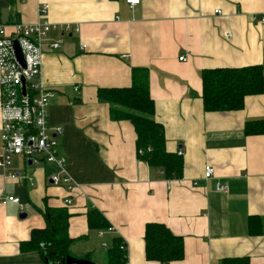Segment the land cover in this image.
Listing matches in <instances>:
<instances>
[{
  "label": "crops",
  "instance_id": "obj_1",
  "mask_svg": "<svg viewBox=\"0 0 264 264\" xmlns=\"http://www.w3.org/2000/svg\"><path fill=\"white\" fill-rule=\"evenodd\" d=\"M9 1V33L16 23L38 22L45 5L57 28L45 42L43 82L56 91L50 123L62 128L59 153L81 187L71 193L53 186V166L16 158L19 178L0 175V200L15 195L23 209L0 204V264H45L39 251L22 245L46 228L47 208L67 209L72 256L95 264H107L103 245L109 249L115 238L126 244L128 264L244 257L264 264V235L251 236L248 225L257 215L264 222V135L245 133L248 121L264 120V87L239 111L207 113L202 97L208 69L261 66L264 81V0ZM66 26L80 31L63 33ZM135 68L150 72L153 118L165 128L166 149L182 152L180 179L167 180L139 158L132 124L113 121L110 104L98 97L101 89L131 87ZM2 150L0 133V156ZM207 165L215 170L211 180L203 177ZM217 183L229 192H218ZM66 198L72 205L63 204ZM95 209L113 231L90 228L88 213ZM154 223L183 238L181 261L147 259L145 230Z\"/></svg>",
  "mask_w": 264,
  "mask_h": 264
},
{
  "label": "trees",
  "instance_id": "obj_2",
  "mask_svg": "<svg viewBox=\"0 0 264 264\" xmlns=\"http://www.w3.org/2000/svg\"><path fill=\"white\" fill-rule=\"evenodd\" d=\"M11 2L0 0V12ZM149 76V70L135 68L131 87L101 89L98 97L110 104L109 115L113 121L127 120L132 124L137 136L138 157L150 168L159 169L167 180L180 179L184 172V159L166 149L165 128L153 118L155 102L150 95ZM202 83L205 112L239 111L247 97L263 92V69L261 66L208 69L202 73ZM245 125L247 135H264V120L248 121ZM44 216L46 228L33 231L31 240L23 243L22 250L39 251L45 264H62V259L72 255L70 247L74 239L68 234L70 214L67 209L47 208ZM88 218L91 229L111 227L96 209L88 213ZM248 225L251 236L264 235V222L260 216L250 217ZM145 231L149 261L170 263L184 258L183 238L174 235L165 225L148 224ZM123 243L121 238L113 239L106 253L107 264L126 263L127 252L121 247ZM223 264H250V258H229Z\"/></svg>",
  "mask_w": 264,
  "mask_h": 264
},
{
  "label": "built area",
  "instance_id": "obj_3",
  "mask_svg": "<svg viewBox=\"0 0 264 264\" xmlns=\"http://www.w3.org/2000/svg\"><path fill=\"white\" fill-rule=\"evenodd\" d=\"M130 5L140 3V0H127ZM48 6L40 11V20L26 25L16 23L9 26L2 22L0 15V118H2L0 133L2 154L0 156V175L10 180H17L19 175L13 170L14 160L21 158L33 166L47 168L54 167L49 182L58 188H64L73 193L80 190L81 184L75 181L67 170V160L59 153L58 138L63 135L62 128L50 123L48 109L51 100L56 97V91L43 82L42 64L45 42L49 34L56 30L48 18ZM221 14L220 10L215 11ZM264 23V18L261 20ZM67 33L79 32L69 26L61 28ZM21 48L24 65L17 59L15 42ZM62 40L53 42L51 47L60 49ZM83 48H86L84 45ZM185 61V57L180 58ZM182 156V152H178ZM215 175L214 167L207 165L204 168V180H211ZM195 186L197 183L194 184ZM217 191L223 194L229 192V186L217 183ZM12 203L23 209L22 200L15 195H6L0 200L1 205ZM72 200L66 198L64 205H72ZM109 232L113 228L108 229ZM103 236L104 233L100 232ZM108 250L106 244L103 245ZM127 252L126 244L121 245ZM127 254H126V263Z\"/></svg>",
  "mask_w": 264,
  "mask_h": 264
},
{
  "label": "water",
  "instance_id": "obj_4",
  "mask_svg": "<svg viewBox=\"0 0 264 264\" xmlns=\"http://www.w3.org/2000/svg\"><path fill=\"white\" fill-rule=\"evenodd\" d=\"M0 15H1L2 22L5 25H7L9 23V20H10V15H9V12H8V8L5 7V6L2 7ZM14 44H15L16 57L24 65V59H23V56H22L20 45L18 44L17 41ZM25 216H26L25 214H22L21 218L25 217ZM61 263L62 264H95L94 262H92L90 260H87L85 258L80 259V258L74 257L72 255H69V256H67V258L62 259Z\"/></svg>",
  "mask_w": 264,
  "mask_h": 264
}]
</instances>
